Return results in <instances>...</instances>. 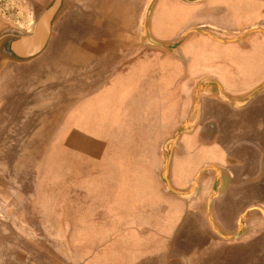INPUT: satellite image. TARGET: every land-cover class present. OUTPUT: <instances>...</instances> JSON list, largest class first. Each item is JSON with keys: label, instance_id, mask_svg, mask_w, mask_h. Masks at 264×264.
I'll return each mask as SVG.
<instances>
[{"label": "crops", "instance_id": "crops-1", "mask_svg": "<svg viewBox=\"0 0 264 264\" xmlns=\"http://www.w3.org/2000/svg\"><path fill=\"white\" fill-rule=\"evenodd\" d=\"M88 1L87 12H79L73 0L57 21L61 35L50 41L52 30L40 55L8 59L0 73V264H264V100L255 104L264 91L237 107L207 89L196 128L173 148L167 178L185 193L203 169L217 172H202L189 199L168 192L162 181L164 147L191 114L193 82L213 79L235 99L264 84V71L242 93L214 77L228 67L242 74L256 39L243 46L212 42L203 53L197 46L207 43L203 33H192L175 56L127 40L133 37L123 26L106 18L100 26V3ZM109 6L111 21L117 11ZM52 50L56 58L49 57ZM207 122L217 128L206 137L201 126ZM46 124L55 127L57 147L42 158ZM78 135L86 153L68 146L81 143ZM208 172L212 179H203ZM205 188L201 204L196 200ZM214 193L215 229L207 215ZM240 200L247 205L237 212ZM218 210L232 217L223 230ZM252 213L258 217L249 220Z\"/></svg>", "mask_w": 264, "mask_h": 264}, {"label": "flooded vegetation", "instance_id": "flooded-vegetation-1", "mask_svg": "<svg viewBox=\"0 0 264 264\" xmlns=\"http://www.w3.org/2000/svg\"><path fill=\"white\" fill-rule=\"evenodd\" d=\"M168 1L177 4L175 7H173V4ZM168 1L165 0L164 4L161 6H159L158 2L153 9L149 28L150 35L154 41L167 45L174 44L185 32L189 31L190 29L203 30V32L213 35V38L223 41L219 42L218 40L209 37L207 34L199 36L204 38L207 43L204 41H198L197 44L204 43L208 46L212 42L213 44L220 43L243 46L245 44H251L250 41L256 39V42L252 43L254 44L253 48L255 49L256 53L254 56L245 59L246 61L242 64L241 68L243 71L242 74H237L233 67H228L229 69L224 71H220L218 69L220 72L214 77L217 79L228 80L232 87L235 89L237 88V90L240 91L245 89L246 85L254 81L257 76L263 74L264 59L262 60V49L264 46L262 45V42L257 40H264V0H207L198 4H190L185 6L182 5L185 4L183 2L184 0ZM110 4H113V8L116 5L115 2H111ZM178 4L184 8L177 6ZM54 18L51 23V31L53 30L54 26ZM185 23H187L186 27L184 26ZM140 34H143L142 26ZM26 35L28 34L18 33L11 42L9 48L11 49V46L14 44V42L18 41L20 37ZM192 35L194 36L195 34H190L185 38V41L178 47L179 51H181V49L189 43V39L192 37ZM236 39L239 40L230 42ZM142 40L143 37L141 36L139 41L142 43ZM206 49H208V47H206ZM205 51L206 50H204L203 53ZM11 54L16 57L15 61L18 62L30 61L33 59H21L13 51ZM226 56L233 57L234 55L233 53H227ZM259 86H261V84L256 88H259ZM224 89L225 88L223 87V90ZM211 92L212 96H217L216 87H213ZM242 92L244 91H240L239 93ZM227 93L232 97H236L229 92ZM248 94V92L242 93L243 96H247ZM216 128L217 125L215 122H207L201 126V133L203 136L207 137L206 134L208 132L210 134ZM263 163L264 157L262 159V164Z\"/></svg>", "mask_w": 264, "mask_h": 264}, {"label": "rangeland", "instance_id": "rangeland-1", "mask_svg": "<svg viewBox=\"0 0 264 264\" xmlns=\"http://www.w3.org/2000/svg\"><path fill=\"white\" fill-rule=\"evenodd\" d=\"M97 1H98V3H100V6H99V10H100L99 14L100 15L97 14V15H99L97 20L100 21V24H99L100 26L103 24L102 20L104 21V19L106 18V21H108V24L110 22L112 26H117V25L123 26V29L125 30V32H128L127 34L129 36L133 37V38L129 37L127 40L131 41V40H136L134 38H138L137 40L139 41L140 37L142 36L143 37L142 41L145 42V35H144L145 19H146V14H147V11L149 9V6H150L152 0H97ZM53 2H54V0H0V73L3 72V70L5 69L6 61L8 59L16 60L15 59L16 57L11 54L12 51L9 48L11 42L14 40V38L17 36L18 33L28 34V35L31 34L33 31L34 25H35L37 19L39 18V16L42 14L43 11L48 9L53 4ZM111 2H115V4H116L114 6L115 9L114 8L113 9L117 12L114 13V17L111 18V21H109V17H110L109 10L111 8V6H109V5ZM203 2H205V1H203ZM88 3H91V2H89L88 0H85V1L84 0H75V4L79 8V10H78L79 12H83V11L87 12L88 9H86V8H88ZM72 5H73V0H63L62 5L60 6L59 11H58V13L55 16L54 21H53L54 34H53L50 41H52V42L55 41L56 37H59L61 35L60 34L61 33L60 32L61 31L60 26L61 25L59 26L57 24V21L62 19L66 15L67 11L72 7ZM121 17H123V21H124V22L122 21V24H120L121 22H119ZM135 23H138L137 26L139 27L140 30H141V26H142V28H143V34L142 35L140 34V30L138 31V34H133L135 32V25H134ZM81 26H83V24ZM190 30H198V29H190ZM200 31L203 32V30H200ZM187 32H185L179 38V40L174 44H177L178 42H180L182 37ZM203 33L207 34L209 36H213L207 32H203ZM122 34H124V33H122ZM100 36L103 37V34H101ZM120 37L123 39L122 35ZM174 44H169L168 46L174 45ZM197 46H198V48H201L200 49L201 51L206 50V47H209L211 49L210 46H208L204 43H199V44H197ZM65 47H66V44L63 43V46H61L62 49H59L57 51V53H59L58 55L63 54V49ZM53 52H56V51L52 50L51 53H53ZM57 53H55V54L53 53L49 57H51V58L55 57L56 58ZM59 58H61V57H59ZM46 67H47V65H45L44 69H46ZM198 83L199 82H193V86H192L193 94L195 93V88H196V85ZM263 100H264V97L258 99L255 104L259 106V105H261L260 103ZM193 103H194V99H193ZM257 114H258V110L256 111V115ZM252 115L253 114H249V115L245 114L244 117L248 118V117H251ZM49 125L50 124H46L45 127L43 126V129L41 131L42 141L40 142V145H38V148H39V151L41 153L42 158H47V156L49 157V156H51V154L56 153L57 144H54L55 139H52L55 136L54 135V131H55L54 128L55 127L53 129H51L49 127ZM239 125L241 127H244V125L242 123H239ZM232 126H233L232 124L229 125L227 132L230 131L229 128H231ZM250 126H252L251 123H250ZM262 126L263 127H260V129H262V132H263L264 125H262ZM246 128H247V125H245L244 129H246ZM49 135H51V137L49 138L50 142L48 140ZM84 135H87V132ZM31 137L32 138L29 139L31 145H29V146H32L31 147L32 148V154H35L36 151L33 150V149L37 148L36 147L37 145H36L35 139H34L35 136L31 135ZM69 137H70V135H69ZM80 137H82V136H79V138ZM52 141H53V145L48 146V143H51ZM80 141H81V143L77 146H75V143L73 144V141L68 146H69V148L71 147L73 152H74V149H77V152H79V153H81V152L86 153L87 152V144L82 143V142H84V140L82 138H80ZM46 163L49 166L54 164L53 161L50 162L49 160ZM44 164L45 163H43V167L45 166ZM49 171H50V169H49ZM49 174H50V172H49ZM205 178L212 179V173L211 172L205 173L203 176V179H205ZM48 180H50V179L48 178ZM174 185H176V189H179L177 184H174ZM207 191L208 190L206 188L204 190H202L201 195L199 196V199H197L196 201H199L201 204H203L204 201L206 200V197H207ZM51 195H48V197H51ZM249 200H251V198ZM249 200H247V201H249ZM19 202L22 203L23 201L21 200ZM239 203H240V206H239V209L237 210V212L242 210L243 207H245L247 205L246 203H245V205H243L242 200H240L238 202V204ZM46 205L50 206V205H53V203H51V201H49V202H47ZM217 205L218 204H216L215 206H217ZM218 207H220V206H218ZM219 210L217 212V215L219 217L220 223L223 224V226L221 227L223 230L224 225H226L227 223H231L232 217L230 216V217L226 218L225 215H221ZM235 214H234V216H235ZM257 217H258L257 213H252L248 217V219L250 220L253 218H257ZM52 231H54V229ZM88 243H90V242H88ZM54 244L55 243H53V245ZM65 264H67V263H65Z\"/></svg>", "mask_w": 264, "mask_h": 264}, {"label": "water", "instance_id": "water-1", "mask_svg": "<svg viewBox=\"0 0 264 264\" xmlns=\"http://www.w3.org/2000/svg\"><path fill=\"white\" fill-rule=\"evenodd\" d=\"M158 1L159 0H152L151 4L149 6V9L147 11V14H146L145 28H144L145 43L149 46L161 47L164 50H166V51L174 54L175 56H177V54H176L177 47L179 44H181L183 42V40L186 38L187 35H189L191 33H203V32L200 30H190L182 37L180 42H178L177 44H174V45H170V46L163 45V44H160V43L154 41L150 35L149 25H150V19H151L153 8ZM203 1H206V0H184L185 3H189V4L201 3ZM61 3H62V0H54L53 4L48 9H46L38 18V20L34 26L33 32L30 35L20 37L18 41L14 42V44L11 46V51H13L17 56H19L21 59H24V60L31 59V58H34V57H37L38 55H40L48 43V40H49V37L51 34V23H52V20H53L55 14L59 10ZM244 36H246V35H244ZM209 37L213 38L212 36H209ZM213 39H216L219 42H223L222 40H219L217 38H213ZM239 39L232 40L230 42H235V41H238ZM211 87L217 88L218 93H219V97L221 100H223L225 102L233 103L237 107H242V106L246 105L255 96H257L258 94H260L261 92L264 91V84H263L261 87H259L258 89H256L255 91H253L252 93L247 95L246 97H244L242 99H235V98H231L228 95H226L222 91L221 86L213 79H210V78L203 79L196 85L195 98H194L193 108H192L190 116L188 117V119L186 120L184 125H182L174 133L173 137L166 142L165 147H164V151H165L166 156H165L164 164H163L162 181L165 184V188L168 192H170L173 195H176L177 197H180V198L189 199L195 195L196 187H197V184L199 181V177H200L202 172H204L206 170H213V171L217 172V169L215 167H208V168L203 169L198 174L197 178L195 179L192 188L188 192H185V193L175 191L171 187V185L168 181V178H167L173 148L175 147L178 139L183 134L190 133L196 128L197 123L199 121V116H200V98H201L202 94H205L206 90L210 89ZM214 192H216L215 189H214ZM214 196H215V193L210 198L209 204L207 206L208 207L207 208V215L209 217L210 224L213 228H214V226L212 224V220H211L210 214H209V206H210V202Z\"/></svg>", "mask_w": 264, "mask_h": 264}]
</instances>
